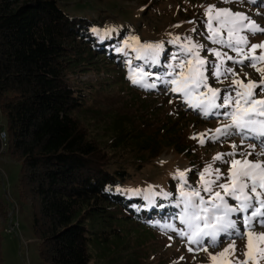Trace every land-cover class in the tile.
<instances>
[{
    "label": "trees",
    "instance_id": "obj_1",
    "mask_svg": "<svg viewBox=\"0 0 264 264\" xmlns=\"http://www.w3.org/2000/svg\"><path fill=\"white\" fill-rule=\"evenodd\" d=\"M97 28L98 21L65 12L60 0H0V129L9 136L7 156L21 165L19 200L33 201L42 264H118L131 237L145 238L156 223L178 227L180 199L172 194L159 199L157 210L146 208L141 195L127 188L134 177L129 168L111 158L134 150L144 163L165 147L187 153L177 123L169 117L147 134L136 129L133 117L109 114L104 145L101 113L85 117L94 95L117 83L138 98L152 96L154 91L126 81L124 65L130 60L137 69L160 73L161 63L149 67L124 52L115 59L127 31L107 41ZM88 73L98 79L83 81ZM2 232L0 224V264ZM143 242L135 239V245ZM133 256L127 264H135Z\"/></svg>",
    "mask_w": 264,
    "mask_h": 264
},
{
    "label": "rangeland",
    "instance_id": "obj_2",
    "mask_svg": "<svg viewBox=\"0 0 264 264\" xmlns=\"http://www.w3.org/2000/svg\"><path fill=\"white\" fill-rule=\"evenodd\" d=\"M209 5L245 12L264 26V19L257 15V13H264V6L257 7L251 3H224L218 2V0H60L61 8L72 17L98 21V28L95 32L104 40L112 41L116 37L122 36L121 32L126 30L125 36L119 41L120 48L124 47V41L133 44L131 37H138L142 43L164 42L165 51L161 53L160 57V73L158 71L154 72L153 69L145 70L152 73L148 77L149 82H155L157 85L156 88L148 89L154 91L152 96L142 94L141 98H138L137 93H131V91L126 89L125 84L117 83L110 90L97 92L91 99L90 108L85 114L88 120L95 116L97 112L101 113L99 135L104 145H107V141L104 139V124H109V114L114 113L119 117L124 115L133 117L136 129L144 130L147 134L154 133L169 117L173 122L177 123L179 128L178 139L180 143L189 147L187 153L180 154L174 148L165 147L157 158H150L145 155L147 158L144 163H140L141 160L139 158L141 156L139 155L141 154H136L134 150L131 153L119 151L111 157L113 161H118L122 163L121 165L129 168L131 175L134 177L128 182L127 188L133 195H141L146 208L148 207L149 209L157 210V205L161 203L158 202L159 199L164 198L163 195H157V193L175 194L180 199L179 180L174 179L178 171L195 168L202 171L207 164L212 163L216 154L232 151L231 143H235L238 146L237 151H239L241 144L239 137H222V143L219 141L207 142L203 146L198 140L192 139L191 137L196 133L220 127V122H218L217 118L204 117L203 114L198 115L197 110L190 108L184 102L181 94L172 93L169 88L172 86H166L158 78L162 72L167 73L169 71L167 65L173 63L170 58L172 54H178L179 58L183 59V54L179 50L168 54L172 51L171 49H179L177 45L168 43L173 36L178 35L182 38L191 36L194 42L203 43L209 49H220L229 55L235 56V53L229 49H221L220 45L213 44L211 41L204 39L203 36H198L191 31L193 28H197L203 31L205 35L208 34L206 24H202L200 21L207 20V16L204 13ZM189 21H196V23H189ZM108 29H114V31H106ZM262 41H264V35L260 34L251 40L252 43L257 44ZM261 51V49H257L256 55L259 56ZM128 53L135 57L137 56L132 48H128L124 51L123 57H126ZM120 54L121 52H115V59H118ZM205 54V52H201V56ZM207 58L209 60L216 59L211 53H207ZM168 59L169 62L166 63L165 61ZM226 66H232V62L226 61ZM257 68L264 70V61L258 63ZM235 71L237 77H233L231 74L227 78L221 76L220 80L223 81L222 83L216 81L214 77H209V84L213 88L226 89L232 85L234 78L243 80L245 84L249 79L257 82L261 80L260 74L252 67L245 66L240 68L236 66ZM134 73L138 74L139 69L128 60L124 65L125 79L128 83L133 84L130 77ZM245 73L248 74L247 77H245ZM137 78H140L139 75H137ZM168 78L170 79V77ZM97 79L98 76L90 73L82 77L83 81H96ZM134 86L140 87L138 85ZM257 91L259 90L257 89ZM142 100L145 101V105H142ZM219 121L230 123L229 120H224L223 118H219ZM205 139L207 140V137ZM244 150L252 151L248 147L247 141L244 144ZM255 151L260 152V147L257 146ZM253 158L264 160V156L249 157V159ZM216 167H220L221 172L225 176L227 175L228 165L216 162L213 164V168ZM187 175L189 183L194 187H198L199 176L194 175L193 172H188ZM20 178L21 165L11 160L7 154H3L0 157V224L3 229L1 234L3 261L4 264H42L39 255V245L34 238L32 228L33 201L19 200ZM172 184L175 185L173 186ZM169 185H171L172 189L168 192L165 188L169 187ZM150 189L151 191H149ZM136 190H140L139 194L136 193ZM149 195H151V199L146 198ZM201 195L207 199V194L203 191H201ZM225 198L229 199L230 203H235L230 198ZM176 220L178 228L184 227L180 224L179 215L176 216ZM18 222L20 224L19 230L16 225ZM157 225L152 227L153 233L146 235L145 238L139 236H136V238L135 236L131 237L130 250L127 253L123 252L124 256L119 259L118 264H127L128 257L132 252L137 255L133 256L132 259L135 264H212L208 253H219L232 243L231 240H228L226 243L220 244L219 247H209L207 252H190L186 241L181 240L180 237L175 236L172 232L165 234ZM255 232H264V227L255 228ZM169 235H172L173 239L169 240ZM134 238L139 242L142 240H145V242L135 245ZM260 243L253 237L252 258L249 259L248 264H264V248L260 246ZM246 244V236L236 241V256L241 261L245 259L243 253L248 250ZM236 256L232 257L233 261H235ZM181 257L183 259H180ZM93 261H95V258Z\"/></svg>",
    "mask_w": 264,
    "mask_h": 264
},
{
    "label": "snow or ice",
    "instance_id": "obj_3",
    "mask_svg": "<svg viewBox=\"0 0 264 264\" xmlns=\"http://www.w3.org/2000/svg\"><path fill=\"white\" fill-rule=\"evenodd\" d=\"M218 2L264 6V0H218ZM204 15L207 16V20H201L200 23L206 24L208 34L205 35L197 28L191 31L213 44L220 45L221 49H229L235 53V56L220 49H209L203 43L194 42L191 36L183 38L178 35L173 36L168 43L178 46L183 59H180L178 54H172L170 58L173 63L167 65L169 71L161 73L158 78L166 86H172L170 88L172 93L181 94L184 102L190 108L197 110L198 115L217 118L220 122V127L196 133L191 137L192 139L198 140L203 146L207 142L222 143V137H239L241 144L237 151L238 146L231 143L232 151L216 154L212 163L207 164L202 171L198 168L178 171L174 177L179 180L180 190V200L176 206L180 208L179 221L184 227L178 228L172 223L157 226L165 234L172 232L186 241L190 252H207L209 247H219L220 244L231 240L232 243L219 253H208L212 264H248L249 259L252 258L253 237L258 243L264 242V232H255V228L264 227V160L249 159V157L264 156V70L257 68V64L264 61V41L259 44L251 42L258 34L264 35V26L245 12L219 8L216 5H209ZM257 15L264 19V13ZM106 31H114V29ZM130 39L133 44L124 41V47H117L115 50L124 52L132 48L137 54L136 58L144 60L149 67L160 65L161 53L165 51L164 42L142 43L138 37ZM257 49L262 50L259 56L256 55ZM202 51L206 53L204 56H201ZM207 53H211L216 59L209 60ZM226 61H231L232 66H226ZM236 66L256 69L261 80L257 82L249 79L245 84L243 80L234 78L232 85L226 89L213 88L209 84V77H214L221 83L223 82L220 80L221 76L227 78L231 74L237 77ZM151 75V72H146L140 67L139 73H134L130 79L134 85L153 89L157 85L155 82H149L148 77ZM247 75L245 73V77ZM219 118L229 120L230 123H223ZM246 141L252 151L244 150ZM257 146L260 147V152L255 151ZM216 162L228 165L226 176L221 172L220 167L213 168ZM188 172L199 176L198 187L189 183ZM139 191L136 190V193L139 194ZM201 191L207 194V199L201 195ZM157 195L167 198L171 194L157 193ZM225 197L235 203H230ZM146 198L151 199V195ZM245 236L248 250L243 253L245 259L241 261L236 256V241ZM168 239H173V236L169 235ZM260 246L264 248V243H260ZM234 256H236L235 261L232 260Z\"/></svg>",
    "mask_w": 264,
    "mask_h": 264
},
{
    "label": "built area",
    "instance_id": "obj_4",
    "mask_svg": "<svg viewBox=\"0 0 264 264\" xmlns=\"http://www.w3.org/2000/svg\"><path fill=\"white\" fill-rule=\"evenodd\" d=\"M0 143H1V147H0V157H1L3 154H6L8 147H9V136L7 132L3 129H0ZM12 224H13V220H12ZM16 225L19 230L20 228L19 222Z\"/></svg>",
    "mask_w": 264,
    "mask_h": 264
}]
</instances>
